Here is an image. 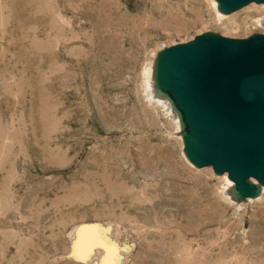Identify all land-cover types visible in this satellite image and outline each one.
<instances>
[{
  "label": "rangeland",
  "instance_id": "rangeland-1",
  "mask_svg": "<svg viewBox=\"0 0 264 264\" xmlns=\"http://www.w3.org/2000/svg\"><path fill=\"white\" fill-rule=\"evenodd\" d=\"M260 17L256 1L0 0V264H264V185L237 201L229 172L197 166L153 80L163 49L264 33Z\"/></svg>",
  "mask_w": 264,
  "mask_h": 264
},
{
  "label": "water",
  "instance_id": "water-1",
  "mask_svg": "<svg viewBox=\"0 0 264 264\" xmlns=\"http://www.w3.org/2000/svg\"><path fill=\"white\" fill-rule=\"evenodd\" d=\"M230 13L251 1L218 0ZM153 80L170 99L183 128L185 151L199 167L227 171L237 201L264 185V33L230 38L208 31L158 53ZM259 183H252L249 178Z\"/></svg>",
  "mask_w": 264,
  "mask_h": 264
},
{
  "label": "bare ground",
  "instance_id": "bare-ground-1",
  "mask_svg": "<svg viewBox=\"0 0 264 264\" xmlns=\"http://www.w3.org/2000/svg\"><path fill=\"white\" fill-rule=\"evenodd\" d=\"M262 23L264 24V19H262ZM152 82H153V81H152ZM153 84H154V83H153ZM155 88H156V87H155ZM156 91H157V90H156ZM153 92H154V90H153ZM156 93H157V92H156ZM157 94H158V93H157ZM158 95H159V94H158ZM159 96H160V95H159ZM160 97L163 98V97H166V96H160ZM158 99H159V98H158ZM159 100H160V99H159ZM164 100H165V101H164ZM164 100H163V101L166 102L167 105H169L168 108L174 113L173 115L177 117L179 114H178L177 110L174 109V108H175V107H173L174 105L170 104V103H169L170 101L168 102L167 99L164 98ZM167 105H166V106H167ZM176 113H177V114H176ZM229 186H230V184H229ZM231 186H233V183H231ZM229 189H230V187H229Z\"/></svg>",
  "mask_w": 264,
  "mask_h": 264
},
{
  "label": "built area",
  "instance_id": "built-area-1",
  "mask_svg": "<svg viewBox=\"0 0 264 264\" xmlns=\"http://www.w3.org/2000/svg\"><path fill=\"white\" fill-rule=\"evenodd\" d=\"M262 19H264L263 17H260L258 19L255 20L254 23H251L249 26H251L252 28H258L260 27L263 23H262Z\"/></svg>",
  "mask_w": 264,
  "mask_h": 264
}]
</instances>
